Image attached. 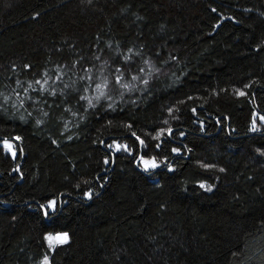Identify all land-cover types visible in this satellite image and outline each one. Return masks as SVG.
Returning a JSON list of instances; mask_svg holds the SVG:
<instances>
[{
  "label": "trees",
  "instance_id": "16d2710c",
  "mask_svg": "<svg viewBox=\"0 0 264 264\" xmlns=\"http://www.w3.org/2000/svg\"><path fill=\"white\" fill-rule=\"evenodd\" d=\"M260 116L264 0H0V264H264Z\"/></svg>",
  "mask_w": 264,
  "mask_h": 264
},
{
  "label": "snow or ice",
  "instance_id": "6c2138e0",
  "mask_svg": "<svg viewBox=\"0 0 264 264\" xmlns=\"http://www.w3.org/2000/svg\"><path fill=\"white\" fill-rule=\"evenodd\" d=\"M89 2H91V0H89ZM213 11H216V9L213 8ZM145 64H148V61H145ZM25 67L28 68V67H30V65H25ZM85 71H87V70H85ZM144 71H145L144 68H140L139 69V72H144ZM156 71L158 72L159 70L157 69ZM117 72L120 73V74L114 76V82L111 85L109 84V81H108V79L106 77H104L101 80L100 83H96L95 89H96V92L98 93V95L96 96V100L97 101H100L101 98H104V99H107V100H111L112 99V95H111L110 88L111 89H116L118 91V88L116 86H119L120 88L127 89L129 91L132 90L133 85L124 82V74H123V71L121 69H117ZM86 79L91 80L92 77L89 75V76L86 77ZM138 79L139 80H142V82L144 83L145 86H147L149 84V81L146 80V79H143V77H141V76H137V75H133L132 76V80L133 81L138 80ZM44 82L47 83V80L45 79ZM17 83L19 84L20 82L17 81ZM36 83L39 84L40 81L37 80ZM29 87H31V84H29ZM245 87H249V85H245ZM25 91H27V89H25ZM52 94L53 95L55 94V90H53ZM237 94L239 96H246L247 95V93H245L242 90H237ZM5 99H7V98H5ZM81 99H86V97H81ZM89 104L91 106H93V107L95 106V105H92L91 100H89ZM108 107L111 108L112 105L109 104ZM191 111H192V113L195 114L197 110L195 108H192ZM169 112H171V109H169ZM46 114L47 113H45V115ZM259 119L261 121H264V116H260ZM37 123H39V121ZM165 123H167V121H165ZM129 127H130V125H129ZM251 130L253 132H255V131L258 130L257 129L256 119L255 118L252 119ZM167 133H168V135H172L173 130L171 128H168L167 129ZM163 134H164V129H161L160 130V133L155 137V139L159 140L160 137ZM132 135L136 137V140L139 141V143H140L141 146L147 147L146 142H145L144 139H141L140 136H137L135 132H133ZM180 135H183V133H180ZM13 139L19 141V140L22 139V137L16 136ZM0 143H2L4 150L7 153H9L13 159L18 158V151H17L16 147L13 145V143H12V141L10 139L5 138ZM160 146L161 145L159 143H157L155 145L156 148H160ZM108 147L109 148H112L113 145H108ZM122 147H123V150L124 151H129V146L128 145H123L122 146V145H120L118 143L115 144V149H116L117 152H119ZM171 150L174 153H179L181 151L180 148H176V147L172 148ZM257 151H260V150L258 149ZM261 154L264 155V152H261ZM139 159H140V161H142L145 171H148L149 168H153L154 169V168H157L158 167V165L156 163V157L155 156L151 157L150 159H146L144 156H140ZM165 159H167V158H165ZM105 163H108V160H105ZM168 167H169V170H171V165H169ZM205 167H210V166L209 165H205ZM220 170L221 171H224V169H220ZM16 171H19V167L18 166H17ZM77 187H79V185ZM200 187L201 188H204L205 187V184L204 183H201L200 184ZM85 195L88 196L89 198H91L92 193H91V191H89V192H86ZM48 206L54 209L56 207V200H49L48 201ZM45 215H47V212H45ZM13 219H15V217H13ZM46 239L48 240L50 246L56 245V244L62 245V244L66 243L68 241V233H66V232L65 233H59V234H56L55 236H53L52 234H49L46 237ZM44 264H50L47 256L44 257Z\"/></svg>",
  "mask_w": 264,
  "mask_h": 264
},
{
  "label": "rangeland",
  "instance_id": "374dc122",
  "mask_svg": "<svg viewBox=\"0 0 264 264\" xmlns=\"http://www.w3.org/2000/svg\"><path fill=\"white\" fill-rule=\"evenodd\" d=\"M140 163H141V166H142V169L144 170V166H143V163H142V161H140ZM149 169H152V168H149ZM51 210H54L53 208H51V207H49ZM53 236H55V235H53ZM47 242H48V240H47ZM48 244H49V242H48ZM59 244H56V245H52L51 247L52 248H54V247H56V246H58Z\"/></svg>",
  "mask_w": 264,
  "mask_h": 264
},
{
  "label": "water",
  "instance_id": "95a60500",
  "mask_svg": "<svg viewBox=\"0 0 264 264\" xmlns=\"http://www.w3.org/2000/svg\"><path fill=\"white\" fill-rule=\"evenodd\" d=\"M139 162H140V159H138L137 164H139Z\"/></svg>",
  "mask_w": 264,
  "mask_h": 264
}]
</instances>
